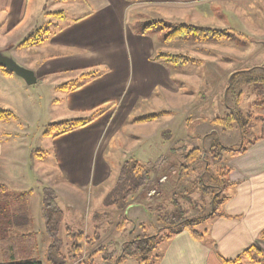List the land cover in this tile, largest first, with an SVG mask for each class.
I'll use <instances>...</instances> for the list:
<instances>
[{"label":"crops","instance_id":"crops-1","mask_svg":"<svg viewBox=\"0 0 264 264\" xmlns=\"http://www.w3.org/2000/svg\"><path fill=\"white\" fill-rule=\"evenodd\" d=\"M53 1L58 8L67 7L70 1L71 11L78 17L47 31L45 35L43 32L41 43L45 45L48 41L55 57L46 59L42 65L40 60H36L34 65L24 64L23 67L35 74L36 85H40L42 78H52L56 107L62 108L64 121L88 118L96 107L104 103L111 102L113 106L84 128L56 138L47 137L53 140L52 144L42 152L33 149L25 161V167L6 161L5 146L0 140V264L16 262L15 259L35 258L36 253L38 258L43 250L46 254L47 232L43 219L45 191L51 189L59 196V190L65 186L71 197L70 202L74 204L78 198L74 189L83 191L91 185L106 183L111 173L106 153L112 142L118 141L124 146L125 154H130L139 136L130 135L128 131L137 126L151 127L166 117H173L177 109L190 111V108L196 110L203 107L218 93L216 89L223 77H246L243 82L246 85L264 82V24L256 26V35L237 34L249 42L242 38L232 42L233 36L228 30L221 31H226L230 37L208 40L201 47L197 40L196 49L191 52V58L188 57L193 61L171 63L158 57L168 54L165 47L170 40H166V37L163 39L156 27L150 25L161 21L173 26L182 25L178 23L180 19L176 18L177 23L174 24L167 19H155L145 24V29L134 26L131 20L132 15L140 9H145L146 13H150L147 17L153 18L156 9L158 12L186 11L205 5L206 0ZM227 1L233 0H224ZM29 4L30 0H0V15L6 17L7 29L14 31L22 27L28 17ZM35 6L39 12L40 0L35 1ZM36 28L35 25L30 26L23 33L26 35L24 39L35 33ZM41 43L23 49H40ZM207 44L212 48L205 47ZM8 48H16V43H10ZM186 54L188 56L189 53ZM94 69L98 70V75L81 88L60 90L62 85L74 81L70 75L82 76ZM66 76L67 79H64ZM11 83H16L22 89L29 86L24 78L0 68V109L11 106L10 102L15 107L19 106V100H12L15 95ZM228 90L225 88L226 94ZM153 102L168 106L166 113L169 115L154 121L135 122L145 118L137 113V109ZM258 103L256 100L255 105L260 110L256 113L259 124L254 126L259 133L251 141L258 139L247 147L246 152L231 154L233 159L226 161L231 186L226 190L228 200L223 209L228 217H218L208 224V237L204 242L195 239L189 231H183L172 241L163 243L159 264H223L220 256L234 260L253 246L264 253V105ZM236 111L241 112L240 109L233 110ZM216 116L215 119L220 115L216 113ZM215 119H202L200 122L207 124L211 121L212 124ZM213 127L206 131H195V138L198 139L191 140V144L198 147L197 142L207 143L208 140L212 144L218 133ZM238 129L241 136V127ZM206 135H209L208 139H202ZM181 142L188 143L189 140H177L168 151L171 152ZM225 146L237 148L240 145L226 143ZM44 152L53 157L54 164L39 167L48 169L45 175H40V181L28 180L27 172L35 177V161L40 160V156L45 157ZM9 157L11 160L18 158L16 153H10ZM30 163L33 165L30 166ZM46 176L50 179L46 180ZM133 206L139 207L135 213L130 210ZM142 207L147 209L141 203L130 201L121 213L125 217L130 212L129 219L136 222L138 217L145 215L140 209ZM100 221L92 223L89 228L102 237L105 220ZM37 235H40V251L16 247L17 243L22 242L36 244L26 239ZM14 239L21 240L17 242ZM43 244L45 248H41ZM42 260L40 258L38 261L43 263Z\"/></svg>","mask_w":264,"mask_h":264},{"label":"rangeland","instance_id":"rangeland-1","mask_svg":"<svg viewBox=\"0 0 264 264\" xmlns=\"http://www.w3.org/2000/svg\"><path fill=\"white\" fill-rule=\"evenodd\" d=\"M35 1L30 0L26 21L22 27H18L14 31L5 27L6 17L0 15V52L16 61L22 68H24V64L32 63L31 65H34L36 60H40V65H42L46 59L55 57V52L49 48V43L47 44L48 41L45 42V45H43L44 42L41 43L40 49L26 50L19 48L26 40L24 39L26 35H23V33L30 26H37L36 33L39 30L56 29L78 17L77 14L71 11L70 1L67 7L58 8V5H55L53 0H40L39 12L35 6ZM206 1L205 5L191 7L186 11L158 12L159 10L156 9L153 18H148L150 13H146L145 9H140L135 15H132L131 20L134 21V26L145 29V24L155 19H167L169 23L174 24L177 23L176 18H178L180 19L179 24L191 25L197 28L228 30L233 36L231 38L232 42L237 41L239 38L247 42L248 39L238 37L237 34L256 35V26L261 27L264 24V0ZM230 6L232 7L230 8ZM146 17L149 21L146 20ZM171 27H173L172 24ZM171 27H160L157 29V33L163 39L167 38L173 32V28ZM43 32L44 35L47 33ZM41 37L43 38V33ZM181 38L170 40L165 47V53L191 58V52L196 49L195 45L198 39L193 36ZM245 41L242 40L243 43ZM14 42L16 43V48H8L10 43ZM198 42V46L201 47L204 44L203 42L206 41L198 40ZM205 47L212 48L208 44ZM186 53H189L188 56ZM6 70L14 73L8 69ZM70 76L73 77L74 81L80 83L83 81V77L80 74H72ZM64 79H67V76ZM245 80L246 77L239 75L235 79L223 77L220 80L219 88L216 89L218 93L214 95L212 101H206L203 107L200 106L196 110L190 108V111L185 108L177 109L173 117H166L151 127L137 126L133 130L128 131L130 135L139 136L138 140H135V148L129 152L130 154H125L124 146L120 145L118 141L112 142L106 153V158L111 164L109 180L101 186L91 185L83 191L74 189L78 195L74 204H71V197L68 195L65 186L59 190V196L55 194L57 204L62 209L65 217L60 227V243L62 245L61 251L69 264H83V261L87 260L94 250L110 240L117 242V246L111 248V250L120 251L124 242L140 235L142 231L145 232V235L155 234L160 228L158 222L159 215L166 214L173 208L171 204L173 194L178 197L179 202L187 210L190 217L198 216L201 212L206 213L209 210L207 205L209 195H203L200 187H197V190L192 194H190V190L193 187L192 185L198 182L200 175H203L205 184L213 187L218 185L214 179L217 165L212 162L207 153V150L211 146V141L208 140L207 143H203L202 141L197 142L198 147L202 149L203 159L196 165L194 171L189 173L187 179L183 181L180 180L177 172L181 158L179 155L172 154L168 149L173 143L182 138L189 140L188 146L195 147L191 144V140L195 141L198 139L195 138V133L206 131L210 127H213L211 121L205 124L200 122L202 119L204 121L215 119L217 117L216 113L220 115L219 118H225L235 109H240L243 114L251 116L253 121V129L249 131V135L244 140V144L248 145L249 141L253 140L256 134L259 133L255 126L259 124V122H256L258 120L256 113L260 110L255 105V101L264 102V82L259 81L254 85H246L243 83ZM11 85H13L12 90L15 95L12 100H19V106L15 107V104L10 102L12 100L9 101L11 106H8L5 110L10 111L12 115L0 120V140L5 146L6 161L12 165L18 164L25 167V161L31 151L40 149L42 152L52 144L53 140L47 138L45 132L51 124L63 122L64 118L62 108L56 107L51 77L42 78L40 85H36V83L27 85L26 89L19 88L16 83H11ZM225 88L226 90L229 89L228 94L225 93ZM218 95H220V102L218 101ZM240 96L241 100L236 102V99ZM167 107L161 102H153L152 105H143L138 108L137 113H140V116L148 117L166 112L169 109ZM238 127L236 124H233V127L229 129H226L224 126H214L213 128L218 131L215 139L220 140L224 145L226 143L228 145H241L243 140L242 135L240 136L238 133ZM10 153H16L18 156L17 160H11L9 157ZM38 154L40 155V153ZM43 156L45 157L40 156V160L35 161L37 169L34 172L35 177L30 174L31 172H27L28 180L31 179L33 182L35 180L40 181V175H45L48 169H39V167L54 164L53 157H50L47 153ZM232 157L229 154L226 156V159L232 160ZM205 158L208 159V162L204 160ZM130 160L140 163L147 171L151 172V182L136 195H130L131 192H128L135 186V180L138 179V177L133 176L131 168L124 165V161L130 162ZM32 165L30 163V166ZM45 179L49 180L50 178L46 176ZM147 192L152 193L155 197L147 198ZM184 192H187L186 195L190 194V198H184ZM128 196V202L131 201L134 204L141 203L148 210L143 207L140 208L144 211L145 215L138 217L136 222L132 220L133 223L127 222L125 224L126 227L121 228L125 219H129L130 212L127 215L125 214V217L121 213V205L126 201ZM137 208L139 207L133 206L130 210L135 213ZM95 219L99 223L101 222L100 220H105L103 222L105 227H103L104 225L102 226L104 234L101 240L95 243L93 248H87V246L84 248V258L82 261L72 262V258L68 253L72 240L67 237L66 230L72 229L75 233L86 232V235L92 238L94 232L89 227L92 223L96 222ZM86 225L87 227H85ZM206 228L207 225L200 227L201 230H205ZM45 239L47 240L46 246H49L51 239L47 235ZM19 240L21 239H14L17 242ZM26 240L35 241L36 244L27 245L25 242H22L21 244L17 243L16 247L40 251V235L31 236ZM42 246L41 248H45L44 244ZM17 248L15 249L17 250ZM43 252L44 250L40 252L38 258L36 253L35 259L39 260L43 258V263L48 264L45 258L46 255ZM100 262L101 259L98 256L96 264H100ZM126 264H140V262L135 258H128Z\"/></svg>","mask_w":264,"mask_h":264},{"label":"trees","instance_id":"trees-1","mask_svg":"<svg viewBox=\"0 0 264 264\" xmlns=\"http://www.w3.org/2000/svg\"><path fill=\"white\" fill-rule=\"evenodd\" d=\"M150 27H160L170 28L171 25L166 24L165 22H156L152 23ZM173 32L166 38V40H175L185 36H193L194 38L202 41L212 40V39H223L224 37H230L226 31L214 30L208 28H197L191 25H177L171 27ZM43 31L47 32L49 30H39L38 32L31 35L26 39L19 48H27L40 44L43 40L41 37ZM159 58L165 59L167 62L171 63H185L187 61H193L190 58L173 55V54H161ZM2 69V67L0 66ZM4 69V68H3ZM6 70V69H4ZM7 71V70H6ZM8 72V71H7ZM98 70H91L82 74L83 81L80 83L78 81H72L66 83L60 87V90L73 91L84 86L90 79L98 75ZM258 105H264V102L258 103ZM113 104L104 103L101 106H98L94 109V113L88 118L73 119L68 121H63L56 124H51L47 131L45 132L46 137L56 138L67 134L69 132L84 128L107 111L112 108ZM12 115L10 111L0 109V119L8 118ZM164 115H169V113H161L150 115L145 118L135 120V122H149L154 121ZM233 124H236L241 127V134L243 143L237 148H229L225 146L220 140H214L207 150L209 158L214 162L216 166L215 170V181L217 186L213 187L208 184H205L203 175L199 176L198 182L192 185L190 194L194 193L197 190V187L203 192V195H209V201L207 202L209 210L204 213L201 212L198 216L190 217L188 212L182 204L179 202L178 197L173 194L172 197V210L166 214L159 215L158 222L160 228L153 235H145V232L134 238L128 239L124 242L120 251L111 250V248L117 246L115 240H110L106 244L99 246L92 254L83 261V264H96L97 257L100 256V264H126L128 258H135L139 260L140 264H159L162 258L161 245L163 243H168L172 241L176 236H178L183 231H189L192 236L199 241H206L208 237L207 228L201 230L200 227L208 224L218 218V217H228L224 212V205L228 200L226 195V190L231 186L228 175L230 169L226 166V156L229 154H238L246 152V149L249 145H252L258 138L253 141H250L248 145L244 144V140L249 131L253 129V121L251 116H245L243 113L236 111L233 112L225 118H217L212 121L214 126H224L226 129L232 128ZM209 135L204 136L202 139H207ZM180 145L176 146L171 150L172 154L179 155L181 160L178 165V176L181 181L187 179L189 173L194 171V168L198 163L201 162L202 158V149L199 147H190L187 143H179ZM208 162V159H204ZM126 167H130L134 177H138L135 180V186L130 189L128 192H131L130 195L138 194L144 187L151 182L150 176L151 172L142 166L140 163L130 160V162H125ZM129 170V169H128ZM144 188V189H145ZM196 188V189H195ZM187 192L183 193L184 198H190V194L186 195ZM127 195H129L127 193ZM129 195V196H130ZM55 192L51 189L45 191L44 198V209H43V219L46 226V232L48 237L51 239V243L47 247L46 251V260L48 264H69L64 257L61 251L60 243V227L64 221V213L59 207L56 201ZM121 205V209H124L128 206V198ZM131 223L132 221L128 218L125 219L124 224L121 228L126 227V223ZM133 223V222H132ZM67 237L72 240V244L68 250L72 258V262H80L84 258V248H93L95 243H98L101 240V235L99 233H94L92 238L88 237L85 232L75 233L72 229H67ZM30 259L16 260V262H10L5 264H43L35 258L29 257ZM223 264H245V262H254L257 264L264 263V253L257 246H253L247 249L241 256L234 260H226L220 256Z\"/></svg>","mask_w":264,"mask_h":264},{"label":"water","instance_id":"water-1","mask_svg":"<svg viewBox=\"0 0 264 264\" xmlns=\"http://www.w3.org/2000/svg\"><path fill=\"white\" fill-rule=\"evenodd\" d=\"M0 66L24 78L29 85L36 83V78L33 72L22 68L13 59L2 54H0Z\"/></svg>","mask_w":264,"mask_h":264},{"label":"built area","instance_id":"built-area-1","mask_svg":"<svg viewBox=\"0 0 264 264\" xmlns=\"http://www.w3.org/2000/svg\"><path fill=\"white\" fill-rule=\"evenodd\" d=\"M149 198L153 197L154 195L152 193H148Z\"/></svg>","mask_w":264,"mask_h":264}]
</instances>
